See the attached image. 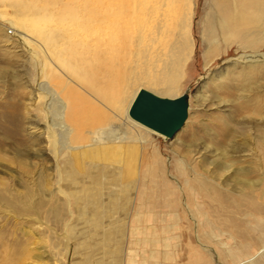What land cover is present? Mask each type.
Masks as SVG:
<instances>
[{"label": "bare ground", "instance_id": "6f19581e", "mask_svg": "<svg viewBox=\"0 0 264 264\" xmlns=\"http://www.w3.org/2000/svg\"><path fill=\"white\" fill-rule=\"evenodd\" d=\"M199 1L0 0V19L11 26L15 37L11 47L15 49L9 51L20 58L21 69L16 79L28 94L23 116L31 141L29 164L34 163L32 159L47 158L52 166L46 175L36 171L33 178V171L27 169L23 159V149L18 150L14 160L31 179L24 181L23 193H14L6 189L1 178L3 203L12 206L19 201L31 213L37 212L42 202L35 197L31 184L38 187L35 179L39 178L41 187L45 186L42 190L56 192L67 206L74 204L75 208L78 199L71 196L76 191L87 193V197L96 194L95 200H99L98 182L86 189L82 177L94 181V175L102 173V181L107 173L115 178L112 184L115 182L117 191L113 193L118 196L122 211L120 222L129 226L148 219L141 212L152 203L144 196L145 179L150 183L156 177L158 170L152 165L158 162L153 159L157 143L152 135L161 133L130 115L134 101L144 94L169 100L181 96L179 84L184 78V67L196 49L194 29L206 47L205 66L232 44H264V0H202L198 13ZM188 99L187 94V109ZM260 106H250L248 111L257 120L256 125L263 120ZM16 107L10 105V113L22 116ZM21 126L18 123L15 129ZM240 132L246 147L232 145L234 153L239 152L236 162H228L221 146L217 147L221 153L218 158L226 160L215 165L208 160L209 153L203 152L204 164L214 167L209 168L210 181L188 163L190 145L183 148L179 175L192 199L189 201L183 189L184 201L181 197L176 201L169 198L166 205L173 207V211L159 214L161 219L177 220V225L186 224L184 230H179L178 242L168 241L167 254L173 257L172 261L178 257L180 264L184 260H190L184 264H231L232 259L239 260V264H264V126L258 127L252 137L245 127ZM4 141L0 137V145ZM18 141L20 147H25L26 141ZM197 153L199 150L193 155ZM107 154L112 155L117 166H103L101 162ZM8 158L0 154V161L12 163ZM92 159L99 162H88ZM237 162L243 165H236ZM185 166L189 177L183 174ZM53 175L58 176V182L51 189ZM254 176L252 180L250 177ZM164 182L166 188L173 186ZM178 182L181 189V178ZM190 182L196 183L201 192ZM109 218L114 220V216ZM88 228L83 225L77 231L85 232ZM6 240L7 235L0 232L3 246ZM144 240L149 246L146 252L154 258L151 263L164 264L157 259V253L165 255L166 249H154L151 239ZM183 240L179 258L178 247ZM1 252H5L4 247Z\"/></svg>", "mask_w": 264, "mask_h": 264}, {"label": "rangeland", "instance_id": "374dc122", "mask_svg": "<svg viewBox=\"0 0 264 264\" xmlns=\"http://www.w3.org/2000/svg\"><path fill=\"white\" fill-rule=\"evenodd\" d=\"M201 5L202 0L199 1L198 13L201 12ZM10 28L11 26L7 22L0 19V119L3 120L0 124V137L5 140L4 144L0 145V154L13 160L12 163L0 161V179L5 181L6 189L9 188L14 193L16 191L23 193L25 191L24 181L31 178L23 173L24 168L17 164L16 159L14 160V154L23 149L21 151L24 154L23 159L26 160L27 169L33 171L30 173L33 178L36 177L34 175L36 171H41L40 173L44 174L49 172L48 168L51 166V162L47 158L39 159V161L32 159L31 162L34 163L29 164L31 156L29 143L31 141L26 135L27 123L23 116V107L28 102V94L26 89L23 90L19 86V81L16 79L21 69L20 58L15 55L16 53L9 51L15 49L11 48L15 37L10 32ZM194 31L196 49L185 64L184 78L179 84V94L187 92L189 96L187 117L181 128L171 138L162 134L152 135L157 143V154L153 155V159H158V162H154L152 166L158 171L155 179H152L150 183L145 179L147 187L144 196L152 203L148 204L141 212H145L148 219L142 218L129 226L125 222H120L122 211L119 210L118 196L113 193V190L117 191V189H115V182L112 184L114 177L110 174L106 173L104 175L106 178L104 177L102 181L100 180L102 173L94 175V181L91 178L82 177V179L85 178L83 183L86 189L98 182L99 191L97 192L99 193L96 199L99 200H95L96 194L93 197H87V193L84 194L81 190L76 191L71 196V198L78 199V205L75 208H73L74 204L67 206L63 198L56 192L50 194L47 190H42L45 189V186L41 187L39 178H37L35 181L39 186L31 184L35 190V197L42 202L37 212L31 213L25 206L20 205L19 201H15V205L10 206L9 203H3L0 200V232L7 235L4 246L0 243V250L4 247L5 251L0 254V264H130V262L131 264H142L143 262L154 264L149 262L152 258L149 257V252H146L149 246L146 245L144 239H151L152 247L155 246L154 249L156 247L157 249H168V241H179L181 238L179 230H184L186 224L181 222V226L177 225L175 224L178 223L177 220L166 217L161 219L159 214L173 211V207L166 205L169 198L176 201L181 197V202L184 201L183 189H185L184 195L188 196L189 201L192 199L182 180L183 177L179 175L181 174L179 160L181 161L184 156L183 148L186 149L185 147L190 145L188 146V149L191 150L188 154V163L191 162L193 170L196 173L204 174L210 181L209 173H211L210 170H214L213 165L221 160L227 159L228 162H236L235 160L239 159L237 156L239 152L234 153L232 145L246 147L242 145L244 137L241 135V128L249 129L252 137L258 127L264 126V44L260 43L251 47L232 44L218 57H215L208 66H205L206 47L200 41L197 29ZM5 39H9V42ZM29 74L34 76L33 73ZM259 104L262 105L263 120L258 121L259 124L256 125L255 121L257 120L254 121L255 117L250 116L249 112L253 106L260 108ZM10 105L11 107L18 106L16 109L21 110L22 116L11 114L8 109ZM18 123L22 125L19 130L15 129ZM225 133H228L226 137ZM20 139L26 141L24 148L19 146L18 140ZM38 142L40 145L43 144L41 140ZM220 146L224 149L226 159L218 158L221 153L217 147ZM198 150L200 153L193 155ZM204 151L209 153L208 160H211L212 166L208 163L204 164L202 161L201 157L204 156ZM197 155L201 156L193 159ZM88 162L96 163L99 160L92 159ZM101 163L103 166L108 164L111 167L117 166L116 163L114 164L111 154H107ZM238 164L243 165V163L237 162L236 165ZM125 165L131 168L128 163ZM115 168L117 169V167ZM80 171L83 172L82 168ZM183 172L185 177H189L187 172L190 171H187L186 166ZM57 177V175H53L51 189L56 188ZM180 178L181 189L178 182ZM250 178L254 180L255 176ZM163 180L170 182L173 186L166 188ZM191 184L188 183L189 187L193 188ZM193 186L197 192H201L196 183ZM1 187L3 188V186L0 185V194L4 193ZM63 187L65 188L64 184ZM5 196L8 197L6 194ZM200 196L205 202H210L202 195ZM6 201L10 202L11 200ZM109 216H114V220ZM83 225L90 228L85 232H78L77 227ZM94 228L96 230L91 231ZM136 235L137 237H135ZM246 241L244 240V243ZM184 244L185 240L178 247L179 258L183 252L181 246L184 247ZM255 245L257 246V243ZM18 249H21V252ZM170 255L172 254L170 253ZM172 258L167 256L160 261L164 264L181 263L178 257L173 261ZM188 261L190 260L182 262L184 264ZM231 261V264L240 263L237 259Z\"/></svg>", "mask_w": 264, "mask_h": 264}, {"label": "water", "instance_id": "95a60500", "mask_svg": "<svg viewBox=\"0 0 264 264\" xmlns=\"http://www.w3.org/2000/svg\"><path fill=\"white\" fill-rule=\"evenodd\" d=\"M144 95L134 101L130 115L151 129L172 137L187 117V92L174 100Z\"/></svg>", "mask_w": 264, "mask_h": 264}, {"label": "crops", "instance_id": "0c3cea01", "mask_svg": "<svg viewBox=\"0 0 264 264\" xmlns=\"http://www.w3.org/2000/svg\"><path fill=\"white\" fill-rule=\"evenodd\" d=\"M157 255H158L157 259H162V258H165V257L169 256V254H167V249L165 250V255L164 254L161 255V254H158V253H157ZM149 257H150V254H149ZM152 261H154V258H152V260H150L149 262H152Z\"/></svg>", "mask_w": 264, "mask_h": 264}]
</instances>
